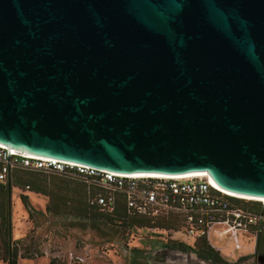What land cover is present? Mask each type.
Masks as SVG:
<instances>
[{
    "label": "water",
    "instance_id": "water-1",
    "mask_svg": "<svg viewBox=\"0 0 264 264\" xmlns=\"http://www.w3.org/2000/svg\"><path fill=\"white\" fill-rule=\"evenodd\" d=\"M0 145L264 198V0H0Z\"/></svg>",
    "mask_w": 264,
    "mask_h": 264
},
{
    "label": "built area",
    "instance_id": "built-area-1",
    "mask_svg": "<svg viewBox=\"0 0 264 264\" xmlns=\"http://www.w3.org/2000/svg\"><path fill=\"white\" fill-rule=\"evenodd\" d=\"M17 169L56 172L90 181L100 190L90 203L107 214L115 212L118 194L125 198L131 215L181 214L186 223L181 231L187 236L195 241L207 238L210 242L214 233L218 238L232 242L234 253L244 249L241 238L257 240L258 228L264 224V202L258 201L259 207L254 209L250 200L221 191L208 176H130L15 152L0 145V183H6Z\"/></svg>",
    "mask_w": 264,
    "mask_h": 264
},
{
    "label": "rangeland",
    "instance_id": "rangeland-1",
    "mask_svg": "<svg viewBox=\"0 0 264 264\" xmlns=\"http://www.w3.org/2000/svg\"><path fill=\"white\" fill-rule=\"evenodd\" d=\"M21 194L28 195L31 205L44 215L35 216L34 220H31L21 200ZM11 197L13 242L21 241L18 245L20 253L26 250L27 254L33 255L35 259L24 261L22 264H50L53 258L66 264H198L191 253L175 251L168 253L164 247L169 241L193 247L196 244L195 239L183 231L144 227L132 230L131 233L128 231L125 233L120 228L111 232H96L83 228L76 219L47 215L46 206L49 204L47 196L12 185ZM2 203L7 206L8 190L4 191L0 187V205ZM1 230L0 225V255L3 254ZM212 234L210 241L214 245L213 248L219 251L220 256L228 264L258 261L255 256L256 250L252 254L257 245L254 238H241L244 249L234 253L232 242ZM37 253H43L44 256L36 257Z\"/></svg>",
    "mask_w": 264,
    "mask_h": 264
},
{
    "label": "trees",
    "instance_id": "trees-1",
    "mask_svg": "<svg viewBox=\"0 0 264 264\" xmlns=\"http://www.w3.org/2000/svg\"><path fill=\"white\" fill-rule=\"evenodd\" d=\"M11 185L47 196L49 198V204L46 206L47 215L65 219H76L77 223L83 228H88L96 232H111L120 228L125 233L126 231L131 233L132 230L135 231L144 227L181 231L186 225L184 216L173 212L155 217L137 214L131 215L127 210L125 198L120 194L117 196L115 212L107 214L90 203V199L92 197L94 198L100 190L88 180L67 174L17 169L11 174ZM0 187L4 191L7 190V185ZM21 200L31 220H34L35 216L44 215L43 212L36 210L31 205L28 195L21 194ZM249 204L254 209L259 207L258 201L250 200ZM0 219V225L2 227L1 241L3 245V254L0 255V260L4 264H18L19 259H34V256L27 254L26 250L24 253H20L18 245L21 244V241H14L10 244L8 203L7 206L3 203L0 205ZM164 247L175 252L192 253L197 258L210 264H228L220 256L219 251L211 246L207 238L197 240L193 247L172 241H169ZM261 255L264 256V224L258 228L255 253L256 257ZM43 256V253H37L36 255V257ZM50 264L66 263H62L56 258H53Z\"/></svg>",
    "mask_w": 264,
    "mask_h": 264
},
{
    "label": "bare ground",
    "instance_id": "bare-ground-1",
    "mask_svg": "<svg viewBox=\"0 0 264 264\" xmlns=\"http://www.w3.org/2000/svg\"><path fill=\"white\" fill-rule=\"evenodd\" d=\"M130 176H153V177H169L168 175H160V174H129ZM181 177H204V176H208L206 173H191V174H185V175H180ZM217 187L230 195L236 196V197H240V198H244V199H248V200H254V201H260V202H264V198H253V197H248V196H243V195H239V194H235L232 192H229L227 190H224L222 188H220L218 185Z\"/></svg>",
    "mask_w": 264,
    "mask_h": 264
},
{
    "label": "crops",
    "instance_id": "crops-1",
    "mask_svg": "<svg viewBox=\"0 0 264 264\" xmlns=\"http://www.w3.org/2000/svg\"><path fill=\"white\" fill-rule=\"evenodd\" d=\"M213 235V234H212ZM215 236V235H214ZM15 240H18V238H14ZM212 241H210L209 243L211 244V246L213 245V243H211ZM214 246V245H213ZM212 246V247H213ZM243 259V258H242ZM27 260H35V259H19V262L18 264H22L24 261H27ZM0 264H4L2 260H0Z\"/></svg>",
    "mask_w": 264,
    "mask_h": 264
},
{
    "label": "flooded vegetation",
    "instance_id": "flooded-vegetation-1",
    "mask_svg": "<svg viewBox=\"0 0 264 264\" xmlns=\"http://www.w3.org/2000/svg\"><path fill=\"white\" fill-rule=\"evenodd\" d=\"M11 177V176H10ZM8 182H9V178H8V181L6 183H0V186H4V185H7V190H8ZM8 200H9V195H8ZM26 209V208H25ZM165 246V244H164ZM257 261V260H256ZM248 264H258V261L257 262H254L252 261V263H248Z\"/></svg>",
    "mask_w": 264,
    "mask_h": 264
}]
</instances>
